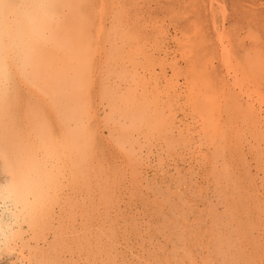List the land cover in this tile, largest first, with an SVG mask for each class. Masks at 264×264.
<instances>
[{
	"label": "rangeland",
	"instance_id": "rangeland-1",
	"mask_svg": "<svg viewBox=\"0 0 264 264\" xmlns=\"http://www.w3.org/2000/svg\"><path fill=\"white\" fill-rule=\"evenodd\" d=\"M8 1L7 7L18 9ZM67 1L70 6L45 14L44 32L53 39L42 48L54 60L69 59L71 50L79 55L72 39L64 45V31L56 25L67 18L74 27L80 21L79 29L89 26L91 48L95 40L100 48L92 56L99 62L90 57L78 71L82 97L71 115L83 125L88 109H95L103 135L97 152H108L109 161L97 168L81 154L73 161L66 149L52 155L40 150L39 136L52 143L50 124L39 122L44 131L35 125L26 135L27 119L20 131L15 114L18 105L43 107L46 98L40 102L34 90H26L27 104L21 102L16 85L1 78L0 109L6 115L0 125L10 122L9 134L15 139L25 134L28 145L14 154L4 147L8 135L0 134V179L21 173L6 205L19 216L0 231V264H264V209L257 210L245 193L251 182L244 172L250 167L252 180L264 175L263 152L262 158L252 157L264 140L251 137L250 122L237 119L234 108L248 97L264 115V0ZM13 15L9 10L10 20ZM34 18L32 13L29 21L20 19L21 25L29 28ZM29 38L20 34L15 42V51L25 52L15 60L17 72L25 75L18 77L43 83L49 75L36 70L39 45ZM54 64L52 70L60 68ZM81 132L83 127L74 131L79 140ZM67 140L70 136L62 139ZM222 151L229 154L227 166Z\"/></svg>",
	"mask_w": 264,
	"mask_h": 264
},
{
	"label": "bare ground",
	"instance_id": "bare-ground-1",
	"mask_svg": "<svg viewBox=\"0 0 264 264\" xmlns=\"http://www.w3.org/2000/svg\"><path fill=\"white\" fill-rule=\"evenodd\" d=\"M8 1V0H7ZM6 0H0V12L4 13L3 14V20H2V25L0 27V79H6L8 81V84L12 85V87L14 85L16 90L18 89V99L22 102V100L24 102H26L27 104V96L26 95V90H28V92H31L32 90L35 91L36 96L39 98L40 102H43L41 98H46L45 101L43 102V107L40 106V104L38 103L37 106L35 104L33 105H29V107L26 109V106L23 105H18L17 110H16V114L19 117H21L20 121H19V130L23 131L22 126L20 125V123L26 120L24 122V126L26 127V135H32V130L36 129L35 125L39 127V133L44 131V124H39V122H44L45 120L50 124V126L52 127V131L50 132V136H52L53 138L51 139L52 143H54V145L51 144H47V142L45 141H50L48 140V138L44 139L42 138L43 136H39V142L40 145L38 148H40V150H44L47 154L52 155L54 152L57 151V149H66L64 150L65 155L69 156L73 159V161L76 159V157L81 154L83 156L86 157V159H88V162L90 163V165H92L93 167H97L101 166L103 164H105V161L108 163L109 159H108V152H97L98 151V147L100 145H98L99 143L102 144L103 142V135L100 134V131L98 130V125L96 124V112L95 109L93 107H90L88 109L89 112V117L90 119L88 120L89 122L87 124H81V120L79 117H75V115H71V113L73 111H71V109H78V104L80 103V98L82 97L81 93H80V85H83V83H81V79H79L77 76L78 71H83L85 70L84 68V62L86 59L90 58V57H94L92 55L97 54L96 50L100 49L97 48L98 45L97 41L95 40V45L93 47V49L91 48V36H87L86 31L88 30L89 26L84 27V28H77L78 24H80V21H78L77 27L74 25H70L69 22L67 21V18H64L62 20H60L57 25H56V29H62L64 31V35H63V41H64V45H68V41L69 39H72L74 42H76L78 50L80 51L81 54L79 55H75L73 52L74 50L70 51V55H69V59L71 58L72 60L70 61L69 59H53V56L48 55L45 51L44 48H42L43 42H48L51 41L53 38L49 37V34H51V32L49 34L46 35V33L44 32V30L47 28V22H46V17L45 14H51L53 11L60 9L61 8V4L62 5H66L69 4V1L67 0H33L31 2V4L27 3L25 4L24 1L22 0H10L8 1L9 3H17L18 4V9L14 10V7H10L7 5H5V3H7ZM118 1V0H117ZM148 1V0H147ZM146 1V2H147ZM104 2V1H103ZM122 2V0H121ZM100 3V2H99ZM119 3V2H118ZM121 4V3H120ZM140 4V3H139ZM104 5V4H103ZM102 5V6H103ZM70 6V4H69ZM151 6V5H150ZM210 6V5H209ZM208 6V7H209ZM88 7V6H87ZM86 7V8H87ZM14 8V9H13ZM101 8V7H100ZM13 11V18L12 20H10V18L8 17V12L9 10ZM157 9V8H156ZM101 10V9H100ZM104 10V9H103ZM101 10V15H102V11ZM76 10L72 11L75 12ZM90 11V10H89ZM6 12V13H5ZM34 13L35 18L33 19V22L31 23L30 27L28 28L25 25H21L23 22L20 21V19L22 18H27L28 21L31 18V14ZM104 13V12H103ZM170 17V16H169ZM156 18V17H155ZM59 19V18H58ZM76 19V18H75ZM87 19V18H86ZM100 19V18H99ZM77 20V19H76ZM86 23H88L86 20L84 21ZM231 22V21H230ZM89 24V23H88ZM143 24V23H142ZM156 24V21L155 23ZM196 24V23H193ZM216 24V23H215ZM261 24V23H260ZM91 25V23H90ZM100 25V23L98 24ZM127 25V24H126ZM125 25V27H127ZM174 25V24H173ZM49 26V25H48ZM97 27V26H96ZM101 26L98 27V29H100ZM174 27V26H172ZM231 27V26H230ZM129 28V27H128ZM150 28V27H149ZM187 28V27H186ZM196 28V27H195ZM199 27H197L198 29ZM162 29V28H161ZM167 29V27H166ZM196 29V30H197ZM116 30V29H115ZM131 30V29H130ZM178 32V29H175ZM55 30L53 29V32ZM153 31V30H152ZM162 31V30H161ZM170 31V30H169ZM157 32V31H156ZM163 32V31H162ZM167 32V30H166ZM176 32V33H177ZM228 32V31H227ZM161 33V32H160ZM180 33V32H179ZM185 31L182 32V34L184 35ZM29 35V39L31 41H34L35 44H38V48L35 50L33 57L35 58L33 60V64L36 68V70L41 69L47 72V74L49 75L48 79L43 81V83H38L39 78H37L36 82L32 81V80H27V81H23L22 79L20 80L19 77L24 78L25 75L24 73L20 70L17 72L18 69H16L17 67V63L15 60H22V56H24V53H19L17 52V50L15 51V42L19 41V35ZM56 31L53 33V36H55ZM174 35L175 38V34L172 33ZM181 33L178 34L177 36L182 35ZM98 35V34H97ZM168 35V34H167ZM172 35V36H173ZM182 35V38L184 37ZM100 36V34H99ZM87 37V38H86ZM128 37V36H127ZM155 37V36H152ZM165 37V36H164ZM187 37V36H186ZM171 39L173 37H170ZM177 39H179L178 37H176ZM168 39V38H167ZM175 39V42L176 40ZM161 40V37H160ZM170 40V39H169ZM165 41V40H164ZM174 41V40H173ZM180 41V40H179ZM183 41V39H182ZM222 41V40H221ZM166 42V41H165ZM173 42V43H175ZM178 42V40H177ZM196 42V41H195ZM94 43V42H93ZM57 44V43H56ZM223 44V43H222ZM145 45V44H144ZM190 45V44H189ZM69 46V45H68ZM167 46V45H166ZM174 46V45H173ZM220 46V45H219ZM12 47V48H11ZM149 47V46H148ZM179 47V46H178ZM190 47V46H189ZM196 47V46H195ZM226 47V46H225ZM176 48V47H175ZM165 49V48H164ZM174 49V48H173ZM173 49H169V51L173 50ZM177 49V48H176ZM180 50V49H179ZM187 50V49H186ZM185 50V51H186ZM227 52V49H224ZM167 51H168V47H167ZM177 51V50H176ZM174 50V52H176ZM181 51V50H180ZM179 51V52H180ZM173 52V51H172ZM225 52V51H224ZM101 53V52H100ZM169 53V52H168ZM171 53V52H170ZM181 54V53H180ZM180 54H175L176 55H180ZM100 55V54H99ZM97 55V56H99ZM171 55V54H170ZM173 55V53H172ZM233 55V54H232ZM67 56V55H66ZM113 56V55H112ZM174 56V55H173ZM229 56V55H228ZM234 56V55H233ZM180 57V56H179ZM182 57V56H181ZM180 57V58H181ZM169 58V57H168ZM228 58V57H227ZM94 60L96 61V57H94ZM168 60V59H167ZM26 61V60H25ZM53 61H56V64L53 65L54 66H59V69H54L52 70L51 64L53 63ZM99 62V61H96ZM174 62H176V60H174ZM180 62V61H179ZM81 63V66H79V64ZM90 63V62H89ZM95 63V62H94ZM214 63V62H212ZM228 63V62H227ZM25 64V63H24ZM93 64V62L91 63V65ZM106 64V63H105ZM175 64H179L178 62ZM226 64V62H225ZM87 65V64H86ZM89 65V64H88ZM97 64H94V66ZM167 65V64H166ZM228 64H226L225 66H227ZM93 66V65H92ZM98 67H100L99 65H97ZM97 66H96V70H97ZM32 67V66H31ZM39 67V68H38ZM110 67V66H109ZM173 67V65H172ZM178 67V66H177ZM95 67H93L94 69ZM34 69V67H33ZM74 70L72 76L67 77L69 74V71ZM173 70V69H172ZM228 70V69H226ZM93 71V70H92ZM177 71H179L177 69ZM188 71V70H187ZM86 72V71H84ZM103 72V71H102ZM101 73V72H100ZM168 73V72H167ZM203 73V72H202ZM85 75V73H83ZM105 73H103L104 75ZM256 74V73H255ZM24 75V77H23ZM188 75V74H187ZM19 76V77H18ZM115 76V75H114ZM29 78V77H28ZM91 78V77H90ZM93 78V76H92ZM230 78V77H229ZM228 78V79H229ZM121 79V78H120ZM110 81V79H109ZM230 81V79H229ZM232 81V80H231ZM16 82V83H15ZM28 83V84H25ZM93 81L91 80L90 83H92ZM38 83V84H36ZM108 83V82H107ZM51 84V88L49 87V85ZM8 86L11 88V86ZM48 87H47V86ZM122 85V84H121ZM34 88H33V87ZM111 86V85H110ZM194 86V85H193ZM235 86V85H234ZM50 88V90H49ZM92 88V86H91ZM48 90V91H47ZM139 90V89H138ZM48 92L46 95L50 94L49 92H51V95H48V97H45L42 93ZM231 93L233 91H230ZM242 92V91H241ZM97 93V92H96ZM229 93V92H228ZM245 93V92H244ZM3 91L0 89V96L3 98ZM96 95V94H95ZM235 97L238 96V93H234L233 94ZM241 96V94H239ZM34 96V95H33ZM81 96V97H80ZM119 98V97H118ZM48 99H52V100H48ZM232 99V98H231ZM2 100L0 98V107L2 105ZM26 100V101H25ZM86 100V99H84ZM245 101L242 102L243 103V107L242 108H238V104L237 106H235L234 108H236L237 110V114H235L237 119H241L243 122L247 123V121L250 122L251 127L250 131H252L253 135L251 137H254L256 140L258 139L257 137H260L261 135L262 140H264V115L263 112H261L262 110L253 102L252 99L245 97L244 99ZM8 103V102H7ZM241 103V104H242ZM11 104V103H10ZM42 105V104H41ZM219 108V107H218ZM39 109L41 110V113L38 115L40 118H36V119H32L29 120L28 116H30L32 113L34 114V112ZM2 110H4V108H2ZM0 109V117H3V115L5 116L6 113L5 111H2ZM141 111V110H140ZM216 115V114H215ZM45 116V117H44ZM65 117L67 120L69 121H63L61 120V118ZM58 118V119H57ZM141 118V117H140ZM31 119V118H30ZM61 120L62 123H60L59 121ZM59 122V123H58ZM178 122V121H177ZM22 124V123H21ZM62 124V125H60ZM181 126V125H180ZM83 127V131L81 132V135H83V140H79V138L77 137V135L74 133L75 130L78 129H82ZM11 128L10 126V122L8 123H4L3 127L0 125V134H2V132L5 134V137L8 135V139L4 140L2 138V140H4V142L8 141V143H5L7 145H5L4 147H6L7 151L10 152H14V154L20 150L24 151L23 149L26 148V145H28L26 143L27 140H25L26 135L25 134H19V136L15 139L12 137L10 133V131H8ZM248 128V127H246ZM245 130V129H244ZM184 132V131H183ZM45 133V132H44ZM43 133V134H44ZM149 134V133H148ZM251 134V133H250ZM64 135V136H63ZM66 136H70V141H62V139H65ZM1 138V137H0ZM7 138V137H6ZM13 138V139H12ZM27 138V137H26ZM50 138V137H49ZM11 139V140H10ZM35 139V137H34ZM10 140V141H9ZM106 140V139H105ZM168 140V139H167ZM254 140V141H256ZM25 141V143H24ZM258 141V140H257ZM56 142V143H55ZM58 142V144H57ZM113 142V141H112ZM200 142V141H199ZM24 143V144H23ZM111 143V142H110ZM120 143V142H119ZM263 143V142H262ZM262 143H260L262 145ZM114 144V143H113ZM2 145V144H1ZM36 146H38V144H36ZM104 146V145H103ZM18 147V148H17ZM23 147V148H22ZM25 147V148H24ZM102 147V146H101ZM105 148V147H104ZM207 148V147H206ZM210 148V147H209ZM254 148V147H253ZM128 149V148H127ZM136 149V148H135ZM26 150V149H25ZM255 150V151H254ZM252 150L253 151V158L256 157L257 158V154H259L258 158L260 157L262 158V152H263V157H264V145L260 146L259 144L257 145V148ZM1 151V150H0ZM203 151V150H202ZM4 153V149L2 151ZM227 151H222L220 152L222 157L221 159L223 160L222 164L225 163V165L227 166V163H229V159L228 156L229 154L226 153ZM9 153V152H8ZM111 153V152H109ZM19 154V153H18ZM5 155V154H4ZM55 155V154H54ZM132 155V154H131ZM8 157V156H6ZM198 159V158H197ZM18 160L19 156H18ZM7 163V162H4ZM10 163V162H9ZM23 164V162H21ZM30 161L27 162V165H30ZM12 164V161L11 163ZM262 164V163H261ZM32 165V164H31ZM205 166V165H204ZM206 167V166H205ZM1 168V167H0ZM264 168V167H263ZM7 169V168H6ZM262 169V168H261ZM11 170V169H10ZM9 170V171H10ZM1 171V170H0ZM32 169L29 170V173H32ZM203 171V170H201ZM250 171V167H247V170H245V174L247 175L248 180L251 182V184H249V190H245L247 196H249L257 205V210L259 211H263L264 209V175H261L257 180V179H253L251 178L249 172ZM261 171V170H260ZM3 172V170H2ZM23 172V171H22ZM169 172V171H168ZM7 173V170H6ZM1 174V173H0ZM5 174V172H4ZM20 177H21V173L20 171H16L13 174L11 173V176L5 177L2 180L0 179V231H4V229H8L10 227V225L12 224V218L11 216H19V213H17L15 210H13L10 207H7L6 205L8 204V201H10L11 199L14 198V191H13V186H16V184H18V182H20ZM215 177V176H214ZM238 177V176H237ZM1 178V177H0ZM251 178V179H250ZM199 179V178H198ZM14 180V181H13ZM13 181V184L11 185L10 183ZM75 184V182H74ZM245 184H247L245 182ZM162 185V184H161ZM208 186V185H207ZM245 186V185H244ZM244 186H242V190L244 189ZM8 189H11V191H7ZM11 192V193H10ZM7 193H10V195H8ZM208 194V193H207ZM246 196V197H247ZM9 198V199H8ZM241 198V197H240ZM68 206V205H67ZM171 215V214H169ZM172 217V215H171ZM234 217V216H233ZM143 218V217H142ZM189 220V219H188ZM213 220V219H212ZM15 222V221H14ZM187 222V221H186ZM192 222V221H191ZM206 222V220H205ZM213 223V222H212ZM211 223V225H213ZM192 224V223H191ZM208 226V224L206 225V227ZM196 228V227H195ZM209 228V227H208ZM236 228V227H235ZM261 228V227H260ZM176 229V228H175ZM187 230V229H185ZM196 230V229H195ZM183 232V231H182ZM237 232V231H235ZM239 232V231H238ZM237 232V233H238ZM11 233V232H10ZM206 233V232H205ZM225 233V232H224ZM231 233V232H230ZM207 235V234H206ZM233 235L232 234H229ZM5 236V235H4ZM15 236V235H14ZM209 236V235H208ZM249 236V235H248ZM263 236V234H262ZM218 237V236H217ZM216 237V238H217ZM226 238V237H224ZM157 239V238H156ZM232 239V238H231ZM246 239V238H245ZM183 240V239H182ZM195 240V239H194ZM14 241V240H13ZM209 241V240H208ZM216 241V240H215ZM218 241V240H217ZM249 241V240H248ZM253 241V240H252ZM16 242V241H15ZM202 242V241H201ZM233 242V241H232ZM250 242V241H249ZM259 242V241H257ZM264 242V241H263ZM6 243V242H5ZM210 243V242H209ZM218 243V242H216ZM260 244V243H259ZM263 244V243H262ZM9 245V244H7ZM14 245H12L13 247ZM213 246V245H212ZM10 247V246H8ZM12 247H10L11 249H13ZM221 247V246H220ZM226 247V246H225ZM199 248V247H198ZM214 248V247H213ZM203 249V248H202ZM222 249V248H221ZM260 249V248H259ZM7 251V250H6ZM211 251V250H210ZM186 252V251H185ZM193 252V251H192ZM216 253V252H215ZM219 253V252H218ZM217 253V254H218ZM197 254V253H196ZM261 254V253H260ZM14 255V254H13ZM210 255V254H209ZM208 255V257H209ZM229 255V254H228ZM203 256V255H202ZM12 257V256H11ZM204 257V256H203ZM236 257V256H235ZM194 258V257H193ZM201 258V257H200ZM8 259V258H7ZM222 259V258H221ZM4 260V259H3ZM227 260V259H226ZM206 261V260H205ZM220 261V260H219ZM238 262V261H237ZM236 263V261H235ZM28 264V263H27ZM200 264V263H199ZM206 264V263H205ZM239 264V263H238Z\"/></svg>",
	"mask_w": 264,
	"mask_h": 264
}]
</instances>
